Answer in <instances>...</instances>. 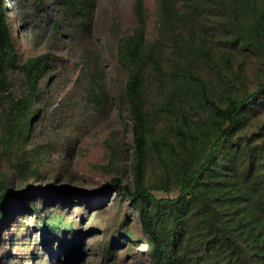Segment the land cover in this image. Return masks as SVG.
Wrapping results in <instances>:
<instances>
[{
    "label": "trees",
    "instance_id": "1",
    "mask_svg": "<svg viewBox=\"0 0 264 264\" xmlns=\"http://www.w3.org/2000/svg\"><path fill=\"white\" fill-rule=\"evenodd\" d=\"M60 1L73 15L88 14L94 5L93 0ZM159 12L157 33L148 40L144 3L136 0V26L117 48V64L126 75L121 96L132 136V185L116 176L103 194L119 195L137 212L150 264H264V124L258 133L248 130L264 113V80L252 92L230 94L218 103L201 89L205 80L197 70L204 63L210 73L222 77L202 36L214 18L223 43L264 54V0H159ZM7 13L0 0V107L6 104L0 108V163L6 150L22 147L21 155L10 163L24 183L41 177L47 161L49 145L29 151L25 147L39 115L33 106L42 97L40 83L51 69L53 54L47 51L19 66ZM220 58L232 67L229 54ZM13 70L20 71L24 83L20 98L9 91ZM151 86L159 102L148 105ZM92 91L90 98L106 97L99 79L97 92ZM202 101L205 113L195 108V102ZM149 157L160 163L163 180L177 188L176 196L156 197L146 187L144 164ZM9 183L0 173V229L14 216L29 213L39 231L41 253L52 250L50 243L59 235L65 238L61 242L56 238L57 256L66 258L59 260L61 264L82 253L81 232L62 212H46L53 205L51 197L42 199L45 203L39 209L37 193L25 186L9 204ZM60 193L68 206L72 193ZM18 205L22 210L17 213ZM124 243L107 244L102 264H115L114 248Z\"/></svg>",
    "mask_w": 264,
    "mask_h": 264
},
{
    "label": "rangeland",
    "instance_id": "2",
    "mask_svg": "<svg viewBox=\"0 0 264 264\" xmlns=\"http://www.w3.org/2000/svg\"><path fill=\"white\" fill-rule=\"evenodd\" d=\"M4 1L18 65L47 51L53 54L51 69L40 83L42 97L33 106L39 115L31 124L25 147L29 151L49 145L45 168L41 177H30L23 183L10 163L21 155L23 148L6 150L0 173L9 178V204L25 186L37 193L39 209L51 197L53 205L46 212H62L66 221L81 232L82 253L69 264H102L104 248L115 240L125 243L114 248L117 255L111 263L150 264L137 212L119 195L103 194L105 186L116 176H121L124 184L132 185V136L121 96L126 75L118 67L116 54L121 38L136 26V0H93L94 5L85 15L69 14L60 0ZM143 3L146 36L152 40L160 19L159 0H143ZM215 20L208 22L210 29L205 28L207 32L202 36L205 44L212 48L222 77L210 73L204 63L197 70L205 80V88L201 89L211 100L223 103L230 94L242 96L252 92L264 80V54H249L240 47L234 49L223 43ZM223 53L229 54L232 67H226L221 60ZM165 63L169 65L168 59ZM98 79L105 86L106 97L90 98L89 92H97ZM9 84L12 96L20 98L24 83L19 70L11 71ZM147 101L148 105L159 102V94L153 86ZM3 105L6 104L0 108ZM195 108L205 113L206 105L203 101L202 104L195 102ZM262 124L264 113L252 120L248 130L258 133ZM144 168L146 187L154 196H176L177 188L163 180L161 165L156 159H146ZM60 192L72 193L68 206L63 204ZM81 195L84 198L77 199ZM17 208V213L22 210L21 205ZM22 215L14 216L13 222L0 229V264L65 262L64 255L57 256L60 243H56V238L60 242L65 238L54 237L50 243L52 250L41 253L33 216Z\"/></svg>",
    "mask_w": 264,
    "mask_h": 264
}]
</instances>
